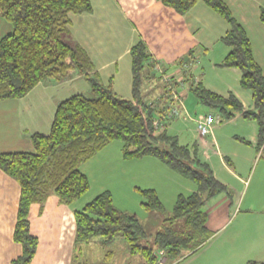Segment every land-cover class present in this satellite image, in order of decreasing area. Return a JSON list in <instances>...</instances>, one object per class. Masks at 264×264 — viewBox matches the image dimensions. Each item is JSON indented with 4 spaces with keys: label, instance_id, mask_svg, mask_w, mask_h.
Returning a JSON list of instances; mask_svg holds the SVG:
<instances>
[{
    "label": "trees",
    "instance_id": "trees-1",
    "mask_svg": "<svg viewBox=\"0 0 264 264\" xmlns=\"http://www.w3.org/2000/svg\"><path fill=\"white\" fill-rule=\"evenodd\" d=\"M158 1L181 15L203 2L228 23L221 41L229 52L220 66L240 71V86L251 92L252 105L245 108L233 93L221 95L202 84L194 87L193 83L191 89L201 104L216 110L223 120L241 114L255 122L257 148L263 152L264 74L244 26L224 0ZM92 9L91 0H0V16L13 26V32L0 40V101L23 98L40 83L61 84L76 76H83L92 90L90 96L74 95L58 105L50 133L32 135V151L0 153V170L21 189L13 238L22 246V254L13 264H32L37 255L39 238L31 230L32 206L43 204L51 194L67 205L82 198L91 182L81 165L117 140L123 143L125 159L154 158L194 183L197 190L179 196L173 219L184 222L182 229L157 233L156 248L139 243L146 233L137 215L119 211L111 193H102L74 212L77 244L73 264L84 244L95 237L106 242L118 234L127 240L131 254L143 257V264H161L164 257L177 260L183 251H195L212 238L202 207L218 194L230 193L200 158L197 145L180 144L176 136L168 134L165 121L175 118L162 117L163 129L154 127L156 109L146 102L144 87L148 81L163 82L162 70H158L163 67L143 41L131 49L133 98L118 95L102 82L87 52L72 40L70 31V15ZM260 20L264 23V9ZM144 193L151 197V202L144 204L146 209L162 208L153 190Z\"/></svg>",
    "mask_w": 264,
    "mask_h": 264
},
{
    "label": "crops",
    "instance_id": "crops-1",
    "mask_svg": "<svg viewBox=\"0 0 264 264\" xmlns=\"http://www.w3.org/2000/svg\"><path fill=\"white\" fill-rule=\"evenodd\" d=\"M91 1L93 7L91 12L70 15L72 40L87 52L102 82L110 86L118 95L127 99L133 98L131 49L139 41H143L153 59L161 62L163 67L161 76L165 74L172 76L174 82L183 79L184 84L176 86V90H182V100L186 98L189 103V95L194 94L191 89L194 83L196 84H193L194 87L202 84L205 88L221 95L231 92L245 108L252 105L251 92L240 86V71L228 68L223 70L224 68L218 67L229 52L228 48L222 47L221 41L229 25L205 3L199 2L187 14L181 15L158 0ZM224 1L234 17L246 29L252 43L254 58L264 74V23L260 20L264 0ZM209 71L218 72L214 78L209 79L207 74ZM217 78L220 80L217 81ZM189 80L193 82L190 85ZM166 89L164 81L152 80L145 84L146 102L154 103L155 113L164 106L168 97ZM91 92L89 82L83 76H76L61 84L40 83L23 98L0 101V145H3L1 148L6 147L0 150V153L33 150L32 135L50 133L58 105L74 95H91ZM193 105L197 113L201 111L203 104L198 101ZM181 112L182 115L188 114V105L186 102L184 105V101ZM213 113L215 111L211 110L201 117L197 115L190 117V120L197 127L199 120ZM188 117L184 119L187 120ZM184 119L181 118L178 122L171 120L169 125L173 122L175 130H179ZM229 123L242 132L244 141L257 147L258 125L255 122L248 121L239 114ZM216 126L213 134L206 138L199 137L196 130L199 141L195 144L200 151L203 150V160L211 166L215 177L231 188L234 185L226 181L225 176H231L239 181L245 179L225 164L224 153L222 154L218 142L219 129ZM169 130L170 127L167 126V132ZM217 147H219L218 151L214 149ZM122 149L123 147L120 146V154L123 152ZM209 151H212V154ZM217 157L223 160L222 165L226 173L223 167L214 165V158ZM136 161H138L136 167L151 161L160 166L158 160L154 158H140ZM237 162L239 163V158ZM89 179L91 181L90 175ZM192 187L187 188L191 191ZM20 194L19 184L0 170V264H13V261L22 254V246L13 238ZM50 196L52 203L44 207L37 203L31 208V230L39 238L37 255L32 264H71L74 235L69 234L68 237L63 234L58 235L56 226L63 227L65 234L66 228H71V232L75 229L76 235L75 217L72 212L82 209L85 205L76 209L75 205L80 202H75L71 206L61 203L55 194ZM52 204L54 207H51ZM61 215L64 216L63 219ZM65 219L68 221H64Z\"/></svg>",
    "mask_w": 264,
    "mask_h": 264
},
{
    "label": "rangeland",
    "instance_id": "rangeland-1",
    "mask_svg": "<svg viewBox=\"0 0 264 264\" xmlns=\"http://www.w3.org/2000/svg\"><path fill=\"white\" fill-rule=\"evenodd\" d=\"M12 32L13 26L0 16V40ZM222 47L228 48L224 43ZM217 72L209 71L208 78H214ZM218 80L220 78H217ZM191 82L189 80V85ZM177 91L182 92L180 89ZM189 96V103L186 98L183 100L184 105L185 102L188 105V114L183 113L178 119H175L178 122L181 118L189 116L187 120H182V127L175 130L173 122L170 125V120L165 122L170 127L169 135L177 136L180 144L192 147L199 141L200 136L199 134V137L197 136L196 124L190 120V117H196V115L201 117L211 110L215 111L213 114L216 117L220 114L205 105H202L203 108H200V112L195 113L193 103L198 102V99L194 94ZM221 120L222 123L216 127L219 129L218 142L222 154L224 153V162L245 180L239 181L231 176H225V180L234 185L229 187L230 193H220L202 207L203 212L207 215V228L214 234L212 238L195 251H183L182 257L177 260L160 258L162 264H249L251 261L264 263V151L262 152L256 146L244 141L241 136L242 132H239L235 125H231L227 120ZM120 146L123 147L122 141L112 142L103 149L104 151L102 150L92 158V161L81 165L80 169L86 172L88 177L89 175L91 177V186L82 198L75 201L80 203H77L74 208L80 209L102 193L110 192L113 196L114 206L119 211L137 215L146 233L144 237L140 238L139 243L143 246L156 248L157 233L168 229H182L184 222L173 219L178 198L180 195L187 196L193 193L197 190V186L177 172L170 170L160 161L157 162L161 167L152 161L136 167L138 159H125L123 152L120 154ZM1 147L3 145H0ZM219 147L214 149L218 151ZM202 152L203 150H199L200 158L203 159ZM209 153L212 154V151ZM237 158H239V163ZM248 158L251 159L248 160ZM222 161L220 157L214 158V165L221 168L223 167ZM89 166L90 169H88ZM224 172L227 171L224 170ZM188 186H193L191 191L187 188ZM147 190L154 191L162 205L161 209H146L144 204L151 202V197L144 193ZM49 197L40 206L44 207L52 203ZM51 207L54 205L52 204ZM72 214L74 213L72 212ZM61 218L63 219L64 216ZM64 221H68V219ZM72 223L75 228L73 220ZM56 229L58 235L63 234L65 237H68L69 234L74 235L71 262L73 264L77 244L75 229L71 232V228H66V234L63 227L56 226ZM103 240L102 237H95L88 244H84L75 264L144 263L141 255L130 253V246L122 234H118L106 242Z\"/></svg>",
    "mask_w": 264,
    "mask_h": 264
},
{
    "label": "built area",
    "instance_id": "built-area-1",
    "mask_svg": "<svg viewBox=\"0 0 264 264\" xmlns=\"http://www.w3.org/2000/svg\"><path fill=\"white\" fill-rule=\"evenodd\" d=\"M158 70H162L161 67H158ZM163 81L166 83V93L168 97L164 102V110L161 112L155 113L154 127L160 131L163 129V119L162 117H167L169 119L175 118L178 119L182 115L183 100L181 93L176 90L177 84L183 85V79L174 82L172 76L165 74L163 76ZM196 82V80L194 79ZM193 83V82H192ZM149 106L154 108V103L150 102ZM221 116L216 117L214 114H208L204 119L197 122V131L201 138H206L209 135L213 134L214 127L222 123ZM162 264V261H161Z\"/></svg>",
    "mask_w": 264,
    "mask_h": 264
}]
</instances>
